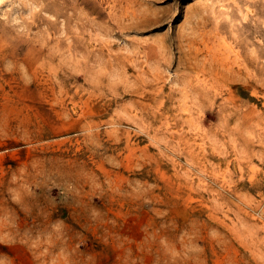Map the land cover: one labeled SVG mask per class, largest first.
<instances>
[{
    "label": "rangeland",
    "instance_id": "1",
    "mask_svg": "<svg viewBox=\"0 0 264 264\" xmlns=\"http://www.w3.org/2000/svg\"><path fill=\"white\" fill-rule=\"evenodd\" d=\"M208 1L0 0V264H264V0Z\"/></svg>",
    "mask_w": 264,
    "mask_h": 264
},
{
    "label": "bare ground",
    "instance_id": "2",
    "mask_svg": "<svg viewBox=\"0 0 264 264\" xmlns=\"http://www.w3.org/2000/svg\"><path fill=\"white\" fill-rule=\"evenodd\" d=\"M231 1H233V3H235V0H231ZM208 2L209 3H207L206 7L209 8L211 15H213L215 19H216L217 15H225L226 16V13H228L226 10L227 0H209ZM238 13H239V11H238ZM227 18H228V16H227ZM225 48L228 49L229 51L233 50V47H231L229 45H227ZM232 52L234 53V50Z\"/></svg>",
    "mask_w": 264,
    "mask_h": 264
}]
</instances>
